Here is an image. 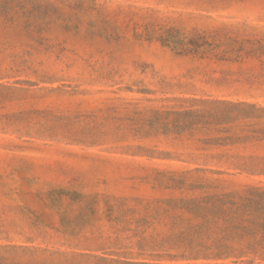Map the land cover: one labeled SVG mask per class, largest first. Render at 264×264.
Instances as JSON below:
<instances>
[{
	"label": "rangeland",
	"instance_id": "1",
	"mask_svg": "<svg viewBox=\"0 0 264 264\" xmlns=\"http://www.w3.org/2000/svg\"><path fill=\"white\" fill-rule=\"evenodd\" d=\"M5 2L42 5L51 28L33 53L37 74L0 79L24 89L0 88L1 218L23 220L27 208L66 250L93 227L83 226L79 239L55 230L89 222L94 199L99 219L106 200H126L145 214L149 203L197 194L180 181L264 183V174L230 169L264 167V112L239 115L233 106L264 110V0ZM11 38L0 27V43ZM14 39L10 52L30 51L26 35ZM227 137L242 140L204 144ZM229 151L245 159L212 158Z\"/></svg>",
	"mask_w": 264,
	"mask_h": 264
},
{
	"label": "trees",
	"instance_id": "2",
	"mask_svg": "<svg viewBox=\"0 0 264 264\" xmlns=\"http://www.w3.org/2000/svg\"><path fill=\"white\" fill-rule=\"evenodd\" d=\"M49 11L42 5L27 8L23 5L0 4V27L8 35L20 38L26 35L30 51L14 54V38L0 43V79L12 73L32 72L35 69L34 51L47 39ZM15 34V35H14ZM9 39V38H8ZM24 45L22 39L18 40ZM25 46V45H24ZM9 53V54H7ZM9 60V65L4 64ZM21 84V83H20ZM33 85L31 82H27ZM5 92L24 91L11 85L0 84ZM239 115L260 118L264 112L255 104L233 105ZM247 108V109H244ZM257 133V132H256ZM241 138L227 137L204 142L207 146H228L241 142ZM245 140H249L246 138ZM205 150V149H203ZM224 152L212 156L219 161L242 160L240 155ZM236 171L249 175L264 174V167L255 164H231ZM202 173L235 176L222 170L198 169ZM179 188L196 192L192 196L149 203L145 214L126 200H106L99 219H94L96 199L87 206L89 222L61 223L57 233L77 239L83 226L92 233L78 244L57 247L50 227L21 208L23 220L0 217V264H264V183L238 185L223 179H201ZM63 192H60L62 194ZM105 218L107 229H96L94 223ZM79 239V238H78ZM40 241L42 244H36ZM46 244V245H43ZM94 252H103L98 255Z\"/></svg>",
	"mask_w": 264,
	"mask_h": 264
}]
</instances>
